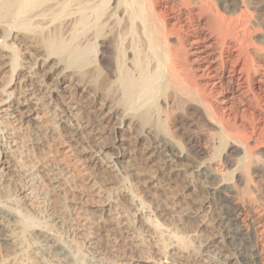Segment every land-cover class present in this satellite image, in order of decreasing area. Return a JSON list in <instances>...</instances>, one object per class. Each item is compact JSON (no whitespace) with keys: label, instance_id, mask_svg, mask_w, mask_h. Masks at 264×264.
Here are the masks:
<instances>
[{"label":"bare ground","instance_id":"6f19581e","mask_svg":"<svg viewBox=\"0 0 264 264\" xmlns=\"http://www.w3.org/2000/svg\"><path fill=\"white\" fill-rule=\"evenodd\" d=\"M0 37L55 59L77 105L72 131L57 113L62 130L116 173H138L157 224L172 207L178 252L157 247L161 264H181L179 252L186 264H264V0H0ZM3 206L0 264L24 246L43 264H79L52 229L62 211L29 232ZM150 228L157 245L163 226Z\"/></svg>","mask_w":264,"mask_h":264},{"label":"rangeland","instance_id":"374dc122","mask_svg":"<svg viewBox=\"0 0 264 264\" xmlns=\"http://www.w3.org/2000/svg\"><path fill=\"white\" fill-rule=\"evenodd\" d=\"M1 38L0 41L3 40ZM18 42L17 37L8 38L5 43L11 44V47L0 45V161H6L3 163L4 171L0 170L1 206L12 209L14 214L17 212V220L19 216V222L29 232L36 226L38 228V224L48 225L49 221L45 220L52 208L57 213L62 211L60 230L52 229L79 264H161L155 254L157 247L160 255H167L171 250L178 252L168 245L172 240L174 244L173 235H169L174 228L172 207L166 205L164 209L166 221L159 218L164 236L158 234L160 241L156 245L155 236L150 234L154 229L150 226H155V229L162 226L154 217L157 207L145 200L139 190L137 182L141 176L138 173L130 176L116 173V167H112L109 159L96 158L94 148L86 140L85 143L80 142L72 132L62 130L63 123H59L57 113L65 115L64 124L69 131L77 125V105L71 77L63 81L59 76L60 68L53 69L55 59L49 62V59L46 62L42 60L44 49L39 48V51L37 47L34 49L32 45L31 48ZM14 61L20 66L11 72L10 66ZM10 75L15 81L13 84L12 81L9 84ZM7 92L12 94L6 97ZM3 100L12 101L13 107L19 111H11L12 107H7ZM128 160L129 157H126L125 161ZM54 168H59V172L61 169L63 179H59L60 175L55 173ZM22 183L25 184L24 189L21 188ZM154 192L151 193L152 198ZM183 234L182 230L181 235L186 237ZM182 240L181 243H186L188 237ZM189 242L192 245L190 250L193 249L191 256L199 258L193 248L195 243L192 239ZM21 249L15 253L16 256L11 255V264H43L42 260L29 256L27 247ZM178 255L181 264H186L190 258L184 252ZM162 264L173 262L168 259Z\"/></svg>","mask_w":264,"mask_h":264}]
</instances>
